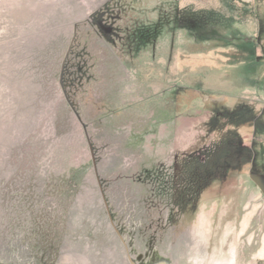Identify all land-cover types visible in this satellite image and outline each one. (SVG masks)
Segmentation results:
<instances>
[{
    "label": "rangeland",
    "instance_id": "obj_1",
    "mask_svg": "<svg viewBox=\"0 0 264 264\" xmlns=\"http://www.w3.org/2000/svg\"><path fill=\"white\" fill-rule=\"evenodd\" d=\"M219 2L0 0V264H264L258 23H175Z\"/></svg>",
    "mask_w": 264,
    "mask_h": 264
},
{
    "label": "trees",
    "instance_id": "obj_2",
    "mask_svg": "<svg viewBox=\"0 0 264 264\" xmlns=\"http://www.w3.org/2000/svg\"><path fill=\"white\" fill-rule=\"evenodd\" d=\"M261 2L264 0H256L255 5H250L243 3L240 0H220L221 8L217 9L216 7L208 10L203 13L201 16L197 15H185L183 17H176L175 23L177 24L178 29L184 28L188 30H194L196 28H206L208 26H217L219 28H223L224 30H228L230 32L233 26L242 24L244 21L248 19H253L256 23H258V36L256 38L243 36V37H233L230 35L224 36V41L230 44V41H240L245 45L249 46V50L245 55L240 58L241 63L245 65L246 72L250 76V85L255 86L258 85V76L261 74V69L264 68V9H262ZM193 17V18H191ZM196 17V18H195ZM180 21V23H178ZM192 22L189 23V22ZM152 36V35H151ZM148 35V33H141V37L144 40H149L152 37ZM142 39V40H143ZM180 94L182 93L187 97L189 102L202 98L206 105L221 103L226 101V97H213L209 93L203 91L201 88L197 87L196 89L186 88L179 89ZM182 98H184L181 95ZM237 111V110H236ZM244 115L248 118L243 119L241 124L252 123L255 127V132L261 133L264 132V111L260 113V115H254L250 110L245 112ZM239 112V110H238ZM235 112L226 113V116L232 118ZM240 166V167H238ZM237 166V171L242 172L245 169L243 165ZM231 169L234 170L233 167ZM249 170L253 173H264V163L258 164L255 160L249 167Z\"/></svg>",
    "mask_w": 264,
    "mask_h": 264
},
{
    "label": "water",
    "instance_id": "obj_3",
    "mask_svg": "<svg viewBox=\"0 0 264 264\" xmlns=\"http://www.w3.org/2000/svg\"><path fill=\"white\" fill-rule=\"evenodd\" d=\"M249 177L252 180V182L259 188L262 195L264 196V176L256 173H250ZM156 264H171V263L167 261H161Z\"/></svg>",
    "mask_w": 264,
    "mask_h": 264
},
{
    "label": "crops",
    "instance_id": "obj_4",
    "mask_svg": "<svg viewBox=\"0 0 264 264\" xmlns=\"http://www.w3.org/2000/svg\"><path fill=\"white\" fill-rule=\"evenodd\" d=\"M240 1H242L243 3H246V4H251V3H254L255 0H240ZM245 90H248V89H245ZM259 195H260V193H259ZM259 195L257 197H259ZM259 209H260V207H258L256 212L253 211V212H251V214H245L243 219H242V224L249 226L250 222H251L250 220H252V218L254 219L255 215L258 214ZM261 252L264 253V247L261 248ZM261 260H264V258H261Z\"/></svg>",
    "mask_w": 264,
    "mask_h": 264
},
{
    "label": "flooded vegetation",
    "instance_id": "obj_5",
    "mask_svg": "<svg viewBox=\"0 0 264 264\" xmlns=\"http://www.w3.org/2000/svg\"><path fill=\"white\" fill-rule=\"evenodd\" d=\"M178 23H180V21H178ZM189 23H191V24H192V22H191V21H190ZM194 28H195V30H196V26H195ZM256 174L264 175V173H256Z\"/></svg>",
    "mask_w": 264,
    "mask_h": 264
}]
</instances>
